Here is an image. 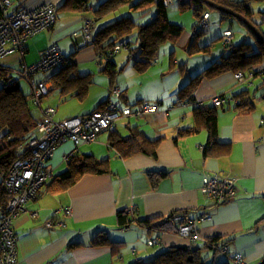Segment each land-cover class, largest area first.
Segmentation results:
<instances>
[{"label":"crops","instance_id":"crops-1","mask_svg":"<svg viewBox=\"0 0 264 264\" xmlns=\"http://www.w3.org/2000/svg\"><path fill=\"white\" fill-rule=\"evenodd\" d=\"M64 1L12 0V10H32L49 4L57 9L54 26L27 42L25 61L28 65H33L49 47L58 45L68 58H73L77 67L80 63L83 69L77 68L79 74L82 71L95 74L90 69L96 68V61L99 63L100 51L86 44L83 38L85 19L94 20V11L91 8L84 11H59ZM104 1L106 0H90L91 7L95 9ZM251 4L256 12L264 11V3ZM99 21H96L95 26ZM182 26L189 29L184 24ZM223 30L225 28H220L216 36L214 32L209 36L219 38ZM190 41V35H186L179 46L170 49L174 54L182 51L189 60H180L176 56L175 67L172 68L170 61L166 65L164 54V60L159 58V63L145 75L133 74L129 65L135 57H131L130 53L125 56L120 51L114 56L113 62L119 70L116 85L129 104L141 100L163 102L159 113L150 116L148 120L130 119L120 121L117 125V131L122 136L128 134L127 125L130 124L140 126L152 139H161L157 157L138 154L124 159L110 149L109 133L100 135L94 144L82 145L80 153L93 155L99 160L109 159L111 173L86 176L65 192L56 195L46 192L31 201L14 225L17 264H132L142 260L138 259L139 256L147 257L143 261H150L171 248H205L207 241L213 238H222L219 247H226L229 256L221 251L215 254L216 251L206 248L203 250V257L206 261L212 258V264L226 263L228 258L236 254L243 255L245 264L264 263V103H260L261 107L254 104L253 111L244 113L235 111L233 104L225 106L229 110L218 109L219 140L229 149H220L217 156H203V149L208 141L206 131L176 139L180 129L195 125L193 106H181L177 103L179 90L208 67L209 63L221 58L223 53V50L216 54L211 51L208 60L198 62L194 67L191 63L194 56L189 57L186 53ZM118 55L119 58L116 59ZM181 63L188 65L185 76L176 67ZM262 67L264 68V60ZM122 73L127 74L122 77ZM234 75L229 73L205 82L196 92L198 101L236 94L244 89L252 90L253 95L256 91H261L262 85L257 81L264 76L263 71L253 78V82L245 80L238 83ZM43 76L40 73L35 78L41 79ZM102 81L103 91H96L98 82L97 88L92 91L93 82L85 102L73 95L63 97L59 90L52 91L50 98L57 91L60 103L70 98L82 104L73 111H67L59 105L54 107L55 119L62 121L94 112L101 102L109 98L110 80L103 75ZM208 105H211L210 101ZM73 149L71 141L61 145L55 157L48 162L53 176L66 171L67 161L64 155L70 154ZM147 172H164L167 176L154 188ZM205 177L235 179L236 197L214 207L213 202L202 192ZM67 208H71L72 215L64 217L61 209ZM125 210L133 219L132 225L127 229L117 223V213ZM177 212V216L186 214L190 219H199L206 212L211 213V220L197 223L202 240L191 242L177 233H148L137 223L144 219H166ZM1 215L0 211V218ZM55 215L64 220L66 227L46 229L45 222ZM102 232L111 241L122 243L120 254L116 255L109 246L93 245L92 241ZM154 239H158L159 244L150 246V240ZM75 244L81 245L72 247ZM151 249L156 250L151 252ZM219 257L221 260H218ZM229 260L232 264L231 259Z\"/></svg>","mask_w":264,"mask_h":264},{"label":"trees","instance_id":"trees-1","mask_svg":"<svg viewBox=\"0 0 264 264\" xmlns=\"http://www.w3.org/2000/svg\"><path fill=\"white\" fill-rule=\"evenodd\" d=\"M175 3L178 6L177 11L180 13L187 14L192 12L195 24L191 30H187L180 24H172L170 21L169 8ZM251 3L262 4L264 0H172L170 4H166L165 0H106L95 9L91 7L90 0H65L58 10L84 11L91 8L94 11L95 21H92L95 25L96 21L108 17L123 7L127 6L130 8V12L133 14L131 17L125 16L112 21L97 33L95 32L93 42L88 44L96 47L100 51V54L105 55V62L99 64L101 66L100 73L109 78L110 93L117 88L116 78L119 73L116 64L113 62L114 56L117 53H113L112 55L110 53L121 43H124V49L130 53L131 57L136 56L134 53L135 48L132 45L135 42L138 43V56L132 59V64L138 74L145 75L150 68L159 63L158 55L165 45L179 46L181 40L186 35H190L191 37L189 46L186 48V53L189 57L210 54L213 47L212 42L220 41L223 50L221 58L218 61L212 62L209 67L201 70L195 77L191 78L185 86L181 87L177 95L178 105L193 106L195 125L194 127L180 129L176 139L188 138L199 134L201 131H206L208 141L203 149V156L204 158H209L214 155L217 156L219 150L222 148H225V151L229 149L219 140L218 109L224 108V110H229L225 106L228 105L226 107H229V105L233 104L235 111L244 113L251 112L255 108L253 92L248 89L241 90L236 94L220 95L219 98L225 99V102L221 106L214 105L213 98L198 101L196 97V92L201 85L225 74L242 72L246 81L253 82L254 77H257L261 71L264 72V68L262 67L264 60V11L256 12ZM213 14L219 15L221 24L228 23L229 26L225 28L222 24L225 30L222 31L219 38L216 37L217 40L215 38L210 43L201 44L204 33L217 27V23L212 22ZM135 16L137 18L140 16V19L149 17V20H146V22L142 21V24H139L135 21ZM206 18L208 27L204 28L202 23ZM234 23H237L244 32L242 33L243 38L238 42L235 40V33L232 30ZM134 33L135 35L131 37ZM227 34L231 36L230 42L226 39ZM30 39L25 41V50L23 52L14 49L11 53L0 57V211L2 213L5 212L10 200V194L5 186L8 171L16 160L28 155L27 152L22 153V147L31 139L32 133L38 128L41 114L39 109L35 108L30 84L20 76L23 66L27 64L25 57L28 52L27 42ZM6 48L13 49L14 46L6 44ZM13 54L19 56L17 66L12 68L11 66L4 65L2 60ZM69 59L70 64L67 68L58 70L51 75L50 78L53 83L51 92L59 90L63 97L73 95L81 102H85L90 87L93 84V74L91 72L79 74L77 63L73 58L70 57ZM174 60V52H172L169 57L170 67L172 68L175 67ZM176 67L182 76H185L188 72V65L186 63H181ZM40 73L44 76L37 80L35 76ZM48 74L40 71L34 75L33 79L36 83H39ZM21 81H24L28 85V94L23 91ZM121 97L123 98L124 105L131 107L146 102L141 100L138 103L129 104L124 99V93H122ZM209 101L211 105H208ZM109 102L110 96L107 101L101 103L92 113L107 110ZM156 102L160 103V106L163 103L162 101ZM200 103L202 105H199ZM34 109L39 113V117L35 114ZM154 115L156 114L150 116ZM150 116L131 117L122 119L121 121H129L130 119L148 120ZM119 122L116 123L114 131L108 130L102 133L110 134L109 145L112 151H116L124 159L138 154H146L153 158L157 157V150L161 139H152L140 126H130V124L127 125L128 134L122 136L117 131ZM262 124L264 125V122ZM47 170L49 177L42 186V190H40V196L46 192L54 195L65 192L86 176H103L111 173L109 159L99 160L93 155L80 153L79 150L67 160L66 171L53 176L50 166H47ZM147 174L154 188L167 176L164 172H147ZM178 214V212L174 213L166 219L152 218L138 220L137 223L146 229L148 233L163 232L176 234L179 223L175 218ZM63 215L64 217H68L65 213ZM50 220L57 222L62 220V218L55 215ZM117 223L123 229L129 228L133 223L131 214L126 210L119 211L117 213ZM55 227L58 226L56 225ZM221 241L222 238L210 239L207 241L205 248H171L151 261L137 260L132 264H206L203 250L208 248L216 251L215 254H217L221 250V247H219ZM92 243L96 246H109L116 255L120 254L122 249V243L111 241L104 232L99 233ZM80 245L75 244L72 247ZM229 259L223 264H230Z\"/></svg>","mask_w":264,"mask_h":264},{"label":"built area","instance_id":"built-area-1","mask_svg":"<svg viewBox=\"0 0 264 264\" xmlns=\"http://www.w3.org/2000/svg\"><path fill=\"white\" fill-rule=\"evenodd\" d=\"M165 3L170 4L172 0H165ZM12 5V0H0V57L11 53L14 49L23 52L27 39L45 32L56 22L57 12L53 5H44L32 10L25 8L12 10ZM93 25L92 20H86L84 23L83 38L86 44L93 42ZM202 26L208 27L207 18L204 19ZM226 39L230 42V34L226 35ZM6 44H11L14 48L7 49ZM122 49H124V43L117 45L110 55L118 53ZM98 59L101 64L105 55L99 54ZM69 64L70 59L65 56L58 45H54L36 64H25L20 73V76L30 84L35 107L41 114L38 128L26 143L28 155L20 157L12 164L5 181L10 200L0 219V264H17L15 221L24 212L26 204L40 196V190L49 177L48 162L52 159L57 147L70 141L73 142V152L64 157L67 160L78 151L81 145L95 143L103 132L114 131L116 123L122 119L149 117L160 111L158 102L146 101L134 107L124 105L121 90L117 87L111 93L107 110L57 121L55 119L56 109L53 107L44 108L42 100L50 95L53 88L51 75L58 70L67 68ZM40 71L49 74L41 82L36 83L33 78ZM234 77L238 83L245 81L242 72L236 73ZM262 96L264 101V94ZM224 102L225 99L222 98L213 99L216 106H221ZM202 192L213 202L214 207H218L236 197V181L228 177H205ZM61 212L68 216L72 215L71 208L61 209ZM211 218L210 212L201 215L199 219H190L186 214H181L175 218L179 223L177 235L191 242L200 241L202 237L199 234L197 223L211 220ZM56 224L59 227L66 226L61 221L54 222L52 220L46 223V228L51 229ZM157 244H159L158 239L149 242L150 246ZM220 251L226 256L229 255L226 247ZM230 259L234 264H245V259L241 254H236Z\"/></svg>","mask_w":264,"mask_h":264},{"label":"rangeland","instance_id":"rangeland-1","mask_svg":"<svg viewBox=\"0 0 264 264\" xmlns=\"http://www.w3.org/2000/svg\"><path fill=\"white\" fill-rule=\"evenodd\" d=\"M178 10V6H177V4L175 3V4H173L172 6H170V8H169V18H170V21L172 22V24H175V25H177V24H180L181 25V23H183L184 25H186L187 27H189V29L188 30H191L192 29V27H193V25L195 24V21L193 22V15H192V12H189V13H187V14H182V13H180L179 11H177ZM133 14H132V12H130V8L129 7H123L121 10H119V11H117V12H115V13H112V14H110L108 17H107V19L105 18V19H103V20H101V21H99L98 22V24L95 26V28L93 29V32H98L100 29H102L103 27H105L106 25H108V24H110L112 21H116L117 19H119V18H121V17H131ZM154 15V14H153ZM141 17L139 16V18H137L136 16H135V21L136 22H138L139 24H142V21L143 22H146V20H149V17H147L146 19H140ZM216 22L217 23V27L212 31H206L205 33H204V36H203V38L201 39L202 41H201V43L202 44H207V43H210L211 41H213V40H215V39H213L212 38V36H209V34L211 33V32H214V36H216L215 34H216V32L219 30V28H223L222 27V24H223V26L225 27V28H228V26H229V24L228 23H220V17H219V15H217V14H213V19H212V22ZM182 24V25H183ZM192 24V25H191ZM232 30H233V33H235V40L238 42L241 38H243L242 37V33H244L243 31H242V29L239 27V25L237 24V23H234V25H233V28H232ZM135 35V33L131 36V37H133ZM216 40H217V38H216ZM213 43V47H212V49H211V51H212V54H216L218 51L220 52H222V45H221V43H220V41H215V42H212ZM138 43L137 42H135V44H133L132 45V47H134L135 48V51H134V53H135V57H137L138 56V53H137V49H138ZM173 47V45H171V44H167V45H165L161 50H160V52H159V55H158V57L160 58V59H163L164 60V57H163V55L165 54L166 56H165V62H166V65H167V63H168V61H169V57H170V54L172 53L171 51H170V49ZM174 48V47H173ZM175 51V50H174ZM181 52V53H180ZM127 51L125 50V49H123V52H122V54L123 55H125V56H127ZM99 54L100 53H98V56H99ZM104 55V54H103ZM120 55V54H119ZM119 55H118V57L116 58V59H118L119 58ZM128 55H129V53H128ZM177 56V59H180V60H184V59H186L187 57H186V55L184 54V53H182V51H177L175 54H174V59H175V57ZM210 57V54H201V55H196V56H194L193 57V59H192V65H194V67H195V65L198 63V62H202V60H208V58ZM125 58V57H124ZM115 59V58H114ZM220 59V58H219ZM218 59V60H219ZM187 60H189V58H187ZM217 60V61H218ZM18 61H19V56L17 55V54H13V55H11V56H9V57H7V58H5V59H3L2 60V63L4 64V65H6V66H11L12 68H15L16 66H17V64H18ZM103 62H105V61H103ZM87 66H88V64H86ZM208 65H210V63L208 64ZM86 66V67H87ZM95 66H96V68H94V69H90L91 71H92V73H95V74H93V78H92V80H93V82H94V85L92 86V88H91V90L92 91H94L96 88H97V82H98V88L96 89V91L97 90H101V91H103V81H102V78H103V74L100 76L99 74H101L100 73V66H99V63L96 61L95 62ZM78 67H79V69H83L82 68V66H80V63L78 64ZM209 67V66H208ZM129 68H131V70H133L134 72H133V74H137L138 75V73L136 72V70L134 69V67H133V64H132V62L130 61V65H129ZM207 68V67H206ZM205 68V69H206ZM84 73H87V72H81V74H84ZM125 74H127V73H122L121 74V76L123 77V76H126ZM85 76V75H84ZM105 76V75H104ZM37 80H38V78H36ZM257 83H259V84H261L262 85V89H261V91H256V93L253 95V97H254V99H253V102H254V104L257 106V107H261V104L260 103H264V101L262 100V93L264 92V76H262L261 78H259V80L257 81ZM21 86H22V89H23V91L26 93V94H28L29 93V87H28V85L24 82V81H21ZM58 96H60V94L56 91V92H54V95H52V97L49 99V98H45V99H43V107L44 108H46V107H48V106H53V107H55V108H57L58 107V105L60 106V107H62L63 109H66L67 111H73V110H75L76 109V107L77 106H82V104H80V103H78L77 101H76V99H70V98H66V99H64L61 103L57 100V98H58ZM93 96H94V94L92 95V98H93ZM109 96H110V98H111V93L109 94ZM51 104V105H48V104ZM60 103V104H59ZM100 102H98V104H99ZM102 103V102H101ZM100 103V104H101ZM83 105H86L85 103L83 104ZM36 108V107H35ZM37 109V108H36ZM62 110V109H61ZM34 112H35V114L37 115V117H39V113L38 112H36V110L34 109ZM56 120H58V121H61L60 119H57L56 118ZM64 120V119H63ZM26 146H27V144H25L24 146H23V148H22V153H26L27 152V149H26ZM82 146V145H81ZM80 146V147H81ZM79 147V148H80ZM59 148H61V145L59 146V147H57L56 149H55V151H54V155H53V157H52V159L55 157V155H56V153H57V151L59 150ZM79 150V149H78ZM73 152V151H72ZM71 152V153H72ZM73 154H75V153H73ZM65 156H67V155H64V157ZM71 157V156H70ZM69 157V158H70ZM68 158V159H69ZM67 159V160H68ZM66 160V159H65ZM66 160V161H67ZM11 168V167H10ZM10 170V169H9ZM6 181V180H5ZM31 201H29L27 204H26V206H25V208H24V211L26 210V207H27V205L30 203ZM49 221H52V220H47L46 222H45V226H46V223L47 222H49ZM59 221H61L62 223H64V220H59ZM65 224V223H64ZM56 225H58V224H56ZM55 225V226H56ZM54 226V227H55ZM54 227H52V228H54ZM156 250V249H155ZM154 249H151V252L152 251H155ZM138 259H142V260H146L147 259V257H145V256H139L138 257ZM218 260H221V257H219L218 258ZM151 261V260H150ZM145 262H148V261H145ZM206 263L207 264H212V258H210V259H208L207 261H206ZM232 264H234L233 262H232Z\"/></svg>","mask_w":264,"mask_h":264},{"label":"clouds","instance_id":"clouds-1","mask_svg":"<svg viewBox=\"0 0 264 264\" xmlns=\"http://www.w3.org/2000/svg\"><path fill=\"white\" fill-rule=\"evenodd\" d=\"M262 95V94H261ZM215 98H219V97H215ZM214 99V98H213ZM214 206V205H213ZM219 207V206H218ZM1 219V218H0Z\"/></svg>","mask_w":264,"mask_h":264}]
</instances>
